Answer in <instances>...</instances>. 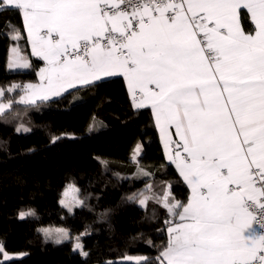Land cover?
Listing matches in <instances>:
<instances>
[{"label": "snow or ice", "instance_id": "6c2138e0", "mask_svg": "<svg viewBox=\"0 0 264 264\" xmlns=\"http://www.w3.org/2000/svg\"><path fill=\"white\" fill-rule=\"evenodd\" d=\"M0 11L21 14L47 64L26 102L122 75L134 107H151L191 190L186 204L162 200L173 220L158 264H264V0H0ZM29 66L13 49L9 67Z\"/></svg>", "mask_w": 264, "mask_h": 264}, {"label": "trees", "instance_id": "16d2710c", "mask_svg": "<svg viewBox=\"0 0 264 264\" xmlns=\"http://www.w3.org/2000/svg\"><path fill=\"white\" fill-rule=\"evenodd\" d=\"M241 21L252 29L245 10ZM12 45L26 52L28 68L7 67ZM41 63L28 50L21 14L0 11V103L10 104L0 112V243L7 252H24L8 260L0 252V262L136 264L121 259L140 255L158 264L169 238L166 221L173 220L162 200L185 203L189 187L164 158L151 110L134 107L122 75L20 101ZM137 143L142 149L133 160ZM68 182L81 200L72 209L60 203ZM48 226L70 237L54 240L41 231ZM76 240L87 256L74 249Z\"/></svg>", "mask_w": 264, "mask_h": 264}, {"label": "rangeland", "instance_id": "374dc122", "mask_svg": "<svg viewBox=\"0 0 264 264\" xmlns=\"http://www.w3.org/2000/svg\"><path fill=\"white\" fill-rule=\"evenodd\" d=\"M100 79H103V78H100ZM28 84L37 85V84H34V83L30 82V83H27L26 86ZM23 91L24 92L20 96V101L26 102L22 98L26 96V94H27V88L25 87V90H23ZM55 96H58V95H51V96H48V98H52V97H55ZM38 99H40V98H37L36 100H38ZM0 104H7V103H0ZM137 150L138 149H136L134 151L135 152L134 153L135 155L138 152ZM167 193L168 192H166V194ZM79 199L80 198L78 196L77 187L75 185H73L72 182L66 183V185L63 187V191L61 193L60 203L64 207H66L68 209H72L75 205L80 204L81 200H79ZM142 200L145 202V199L144 198L143 199H140V202H139L140 204H142L141 203ZM19 215H21V214H19ZM41 231L44 232L45 234H47L48 236H50L51 238H53L54 240H57V241L64 240V239H68L70 237L69 233H67V231L63 227H53V226L42 227L41 228ZM78 243L82 246V244H81L80 241H78V240L74 241V249L75 250L76 249L77 250H81L80 248H76L75 247ZM0 247H2L1 243H0ZM22 255H24V252H7V251H5L3 249L2 259L8 260V259H12V258L21 257ZM137 258H142V256H140V255H138V256H126V258L121 259V260H123V261H126V260L127 261H136Z\"/></svg>", "mask_w": 264, "mask_h": 264}, {"label": "crops", "instance_id": "0c3cea01", "mask_svg": "<svg viewBox=\"0 0 264 264\" xmlns=\"http://www.w3.org/2000/svg\"><path fill=\"white\" fill-rule=\"evenodd\" d=\"M246 11V10H245ZM248 15V18H249V20H250V16H249V14H247ZM22 17V16H21ZM22 22H23V32H24V34H25V36H26V39H27V42H28V50H29V52H30V54H32L33 55V53H32V46H31V43H30V40H29V37H28V34H27V31H26V28H25V24H24V21H23V19H22ZM240 23H241V27L242 28H244L243 27V25H242V21H240ZM253 26V25H252ZM253 28V27H252ZM246 31H250V30H246ZM18 34H20L19 33V31H17L16 32V35H18ZM13 49H18L19 50V55L21 56V57H24L26 60H27V62L30 64V60H29V58H28V56H27V54H26V52H24V51H21L20 50V48L17 46V45H12V46H10V48H9V53L7 54L8 55V61H7V67H9V64H10V61H11V59H12V57H13ZM34 56V55H33ZM35 57H37V56H35ZM37 58H39V57H37ZM40 60H41V65H39L40 67L37 69V72H36V74H37V80L35 81V82H32V83H34V84H37L36 86H38V85H40L41 83H42V81H41V78H40V72H41V69H43V68H46L47 67V64H46V62L43 60V59H41V58H39ZM10 68V67H9ZM11 70H24V69H26V68H18V67H11L10 68ZM112 76H114V75H112ZM101 78H105V77H101ZM124 81H125V87H127V84H126V80L124 79ZM94 82V81H93ZM28 83H30V82H28ZM27 84V83H26ZM26 84H25V87H26ZM79 85H83V84H76L74 87H76V86H79ZM73 88V87H72ZM70 88H67L65 91H62L61 92V94L62 93H64V92H66L67 90H69ZM127 94H128V96H129V99H131V96H130V93H129V90H128V88H127ZM49 96H51V95H49ZM41 99V98H40ZM39 100V99H38ZM131 102H132V104H133V101H132V99H131ZM149 107V110H151V114H152V118H153V122L155 123V127H156V131H157V135H159V138H160V141H161V145H162V147H163V151H164V158L168 161V162H172L173 163V161L171 160V159H169V149L168 148H166L165 147V141H164V137H163V135H162V133H161V131H160V128H159V126L157 125V123H156V120H155V117H154V114H153V112H152V109H151V107L150 106H148ZM169 131L171 132V137H170V139L171 140H178L179 139V137L178 136H176V134H175V127L174 126H172L170 129H169ZM136 149H138L137 151V154L135 155L134 153V151L136 150ZM141 145L139 144V143H137L135 146H134V151H133V153H132V159L133 160H135L136 159V157L140 154V152H141ZM171 149H175V145L173 144V145H171ZM174 164V163H173ZM174 166H175V164H174ZM175 168H176V166H175ZM176 170L179 172V170L176 168ZM181 176V175H180ZM182 180H183V178H182ZM184 181V180H183ZM185 182V181H184ZM186 183V182H185ZM190 194H191V190H190V188H189V193H188V195L190 196ZM189 196H188V198H187V200L185 201V203L184 204H186L187 203V201H188V199H189ZM171 225H170V223L168 224V226H167V233H168V228L170 227ZM169 234V233H168ZM168 240H169V238H168Z\"/></svg>", "mask_w": 264, "mask_h": 264}]
</instances>
